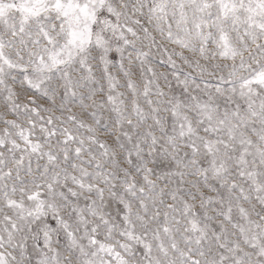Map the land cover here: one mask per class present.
<instances>
[{"label":"snow or ice","instance_id":"6c2138e0","mask_svg":"<svg viewBox=\"0 0 264 264\" xmlns=\"http://www.w3.org/2000/svg\"><path fill=\"white\" fill-rule=\"evenodd\" d=\"M0 264H264V0H0Z\"/></svg>","mask_w":264,"mask_h":264}]
</instances>
